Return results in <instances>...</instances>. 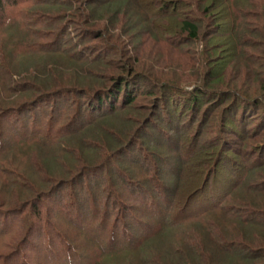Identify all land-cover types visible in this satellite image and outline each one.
I'll return each mask as SVG.
<instances>
[{"label": "trees", "instance_id": "16d2710c", "mask_svg": "<svg viewBox=\"0 0 264 264\" xmlns=\"http://www.w3.org/2000/svg\"><path fill=\"white\" fill-rule=\"evenodd\" d=\"M85 1L89 8L87 18H83L86 24L74 23L75 17L70 14L79 10L80 15L81 3ZM208 1L210 0H0V224L4 222H1V219L15 218L13 222L6 224L5 229L0 230V236L9 233V236L0 239V247L2 246L4 251L0 249V264H119L113 260L116 255L126 256L124 261L127 264H141L138 260L141 256L147 261L160 259L156 254L150 253L154 245L166 252L175 249V262L170 257L172 252L163 258L167 262H174L173 264H187L190 259L194 263L195 258L205 255L208 245L217 250H223L222 246L228 245L232 257L220 255V258L216 257L212 263L209 261L207 264L256 263L249 255L253 250L246 251L245 247L241 249L240 246L238 248L234 241L233 245L230 244L231 237L226 239L225 236L223 239V235L228 234L225 229L233 233L236 226H241L242 222L257 227L258 231L264 227L254 221L258 219L264 222V219L242 218L241 213L245 215L248 211L240 212V215L238 210L235 212L233 209L234 205L236 208L237 202L242 203L244 199L236 190L241 187L251 188L248 175H251L252 171L257 172L255 164L245 167L247 176L222 199L214 202L215 199L212 201L207 198L205 207L201 206L199 210L189 211V203L179 199L178 195L181 180H184L183 175L192 161L213 159L208 160L211 171L219 166L221 159L226 160L232 156L244 158L240 151L235 150L229 143L230 134L225 130V118L222 120L225 140L222 141L221 138L214 140V144H203L192 136V145L186 149L184 139L171 136L182 121L174 123L173 126L167 116L169 125L165 122L167 126L163 131L168 141L163 140L160 134L159 138L163 143L172 144L173 148H177L180 155L179 159L175 157L172 160H161L157 162V166L159 168L170 165L167 174L172 177L171 186L166 179L160 180L156 172L150 181L134 177L127 179L123 174L115 172V163L112 164V161H115L116 165H119L122 161L120 158L129 155L140 140L147 145L143 139L144 130L147 129L151 134V130H157V127L149 120V114L146 117L144 114L142 119H136L128 132H125V129L121 131L116 127L117 121L113 120L111 114L120 115L123 108V113L126 108H136L141 98L146 101L152 99L156 103L162 92L165 93L163 95L167 101L190 98L186 109L193 113L197 104L211 95L234 97L237 101L236 107L249 102L247 104L251 108L250 113L245 112L246 118L244 116V119L242 117L239 120L238 124L243 130L248 128L258 115L261 122L257 126L264 123V77L256 80L263 87L257 86L258 90L253 93L256 97L252 98L250 92L246 93L241 89L239 91L238 88H234V91L212 90V80H207L212 72L208 68L203 79L201 74L194 75L191 77L193 82L181 84L169 78L165 72L168 71L167 68L159 67L160 64L152 62L149 68L142 67L138 62L141 58L137 54L135 58L128 56L121 64L122 67L113 71L118 74H106L109 68L103 63L107 51L113 50L114 42L120 43L117 48L123 49L122 58L128 52L126 46L129 48L131 41L138 46L137 38L140 36L143 43L157 44L164 39L165 44L171 46L170 50L181 48L176 42H171V38H167L170 36L167 34V28L159 30L152 22L144 21L153 19L149 12L151 10L154 15L168 16L169 19L170 13H178L181 17H171L178 22V32L173 35L176 37L175 41L180 44L187 41L195 46L201 43L200 53L206 55L203 62L206 65V62L211 61L210 55L214 53V49L207 45L210 41L208 37L211 36L208 33L220 29L216 24L222 22L227 14L224 2H229L230 9L234 11L230 36L231 41L239 43L240 49L236 47L239 50L236 60L247 66L244 75L250 74L255 64L264 63V0H223L222 3L211 0L210 4ZM219 8L223 15L221 12L216 16L210 15L212 10ZM121 19L125 21L126 41H122L121 37L115 34L116 29L109 27L108 32L100 28L94 30V27L104 20L115 28ZM260 21L263 23L262 27ZM71 24L74 28L70 27ZM87 28L92 29L89 32ZM165 35L168 36L164 38ZM75 39L78 42H74ZM231 41L229 43H232ZM91 42L95 44L92 45ZM136 49L138 47L134 46L135 53ZM255 49L258 54H253L257 57L248 54V50L252 53ZM231 50L234 51L233 48ZM225 62L226 59L224 64ZM261 65L263 70L264 65ZM99 69H103L101 72L106 69L105 74L100 76ZM169 69L171 73L174 68L170 66ZM174 72H177V69ZM182 76L187 77L186 72H183ZM140 79H145L150 85L149 89H152L142 88ZM200 79L204 84L202 88L193 84ZM55 80L60 82L58 86L54 85ZM215 85L216 83L213 88ZM119 98L123 99L120 104ZM82 99L86 103L81 104ZM51 111L52 118L45 125L43 121ZM237 113L235 108L233 114ZM38 120L39 123L34 124V121ZM233 122L237 123L236 120ZM100 123L110 134L103 135L104 131L99 128ZM32 124L35 125L34 128ZM196 126L202 141V138L213 134L208 133L203 126ZM159 131L162 132L161 129ZM190 132L191 130L185 132V136ZM90 133L96 134L95 138L90 136L93 142L86 145L85 139L81 140L78 149L87 154L88 145L95 148L98 142L97 133L102 134L106 145H97L101 151L95 148L101 155L97 163L89 161L83 164L84 167L65 166V169L56 172V166L48 165L54 160L55 156H52L47 157L43 166L41 165V154L51 152L57 141L64 138V142H71V138H82ZM231 135L240 137L236 132ZM114 136L120 141H113ZM162 147L161 143L154 146L155 149ZM243 149L246 150L245 147ZM254 154L252 150L247 156L250 159ZM263 154L264 148L261 149L260 157H263ZM84 157L87 161L90 160L89 155L84 154ZM261 163L264 165V160ZM112 170V176L123 179L131 190L134 189L132 192L136 197L146 199L140 202L150 211L137 213L139 203L127 204L119 194L108 191L107 185L101 183L100 176L106 172L110 174ZM261 171L264 173V167ZM200 185L202 192L205 188H210V184L206 182ZM139 191L146 193L144 197L138 195ZM138 198L132 200L139 201ZM250 203L245 205L246 210H261L254 203ZM100 213L102 218L99 217ZM216 213L221 218H215ZM67 216L70 218H66ZM16 221L21 224H16ZM139 226L143 232L139 231ZM108 227L109 231H106ZM114 230L122 236L118 242L108 240L113 237ZM218 237L223 240L218 241ZM39 247L44 248V252L39 250ZM256 250V255H264L263 248ZM144 260L141 261L144 263Z\"/></svg>", "mask_w": 264, "mask_h": 264}, {"label": "rangeland", "instance_id": "374dc122", "mask_svg": "<svg viewBox=\"0 0 264 264\" xmlns=\"http://www.w3.org/2000/svg\"><path fill=\"white\" fill-rule=\"evenodd\" d=\"M222 1L223 0L221 1L218 0L219 3H222ZM86 3L87 1L81 3V7H80V15H82L81 18L79 17L80 15L78 13L79 10L72 11L73 13L70 14V16L75 17V20L73 21L74 23L76 22L77 24H82L81 22H85L86 24V21H84L83 19V18H87V15H88L87 12L89 10L88 5H86ZM208 3L210 4L211 0L208 1ZM224 7H225L224 9L226 10L227 14L224 16V19L222 20V22L220 21L219 23L216 24L217 28H220V29L211 30L210 33H208V35L211 34V36L208 37L210 38V41L207 42V45L209 48H212V50L214 49L213 51L214 53L210 55L212 56L211 61H209L208 59L207 61H209V63L206 62V65H204L203 63L205 61L204 58L206 59V55L200 53L202 50L200 47L201 43L195 46L193 45V43H188L187 41H185L182 44H180L179 41H175L176 37L173 35L175 34L174 32L176 31L178 32V22L171 17H181V16L178 15V13H170L171 15L170 19L172 20L171 21L168 16L162 17V16L154 15L153 13L154 11L151 10L149 12L152 14L151 16H153V19L151 21L150 19L149 20L144 19V21L152 22L154 26L157 27L159 30L162 28L164 29L167 28V34L170 36L167 37L168 35H165L164 38L166 37L168 39L171 38L170 41L176 42L179 46H181V48L178 50L176 49L170 50L171 46L166 45L164 39L160 40L159 41L160 43H157V44L155 43L152 44L150 42L143 43L141 40L142 38H140L141 37L140 36L137 38L138 46L134 45L131 41L129 44L130 47L128 48L126 46V50H128V52L122 58L123 49L117 48L120 43L114 42L113 50L110 52L107 51L106 59H104L105 61L103 65L106 64L108 65V68H109L108 69L109 71H107L108 73L106 74H118V72H113V71H115L116 68L122 67L121 64H123V62L128 58V56L135 58L137 54L138 57L141 58V60H139L138 62L141 63L142 67L149 68L154 63L160 64L159 67H162L163 69L165 67L167 68L168 71H165V72L167 73L169 78H172L174 81L180 82L181 84L193 82L192 81L193 79L191 77H193L194 75L197 76L201 74L202 79H203L205 77V74L207 73V70L209 69V71L212 72V75L207 77V80L208 82L212 80L211 82L213 83V86L216 83L215 85L216 87L213 88V86H211L212 90L217 91L221 89H228L230 91H234L235 90L234 88H238L239 91L241 89L243 92H246V93L250 92L251 93L250 97L255 98L256 96L253 95V93L254 91L258 90L257 86H260L256 82V80H258L259 77H264V71H263L264 69L263 70L261 69L260 67L261 63L255 64L253 66L252 72L250 74L246 73V76L244 75V73L247 70V66L245 67V65H243V63L240 60H239L240 63H238V60H236V58H238L236 54L238 53L237 51H239L236 49V47L240 49L239 43H235L234 40L231 41V36H230L232 33L231 22L234 19V11L230 9L229 2L228 4L227 2H224ZM74 9H76V6ZM219 12H221L220 8L218 10H214V11L212 10L210 15L216 16V14H218ZM76 14H78L79 16H77ZM262 22L264 23V18ZM262 22L260 21L261 27L263 24ZM169 23H170V26H168ZM124 26H125V21H123V19H121V22L118 25H116L115 28H112V25L107 23L104 20L102 22H99L97 24V27H94V30L100 28V29H105L107 30L106 32H108L109 27L110 29H113V30L116 29L115 34L121 37L122 41H126L127 40V38L125 37L126 34H124V30L126 29L124 28ZM70 27L74 28L73 24H71ZM78 28L80 29V27ZM91 29L92 28H87L89 32ZM250 29L253 30L252 27H250ZM259 31L261 30L259 29ZM213 33H215V35ZM230 41L232 43H229ZM74 42H78V41L75 39ZM93 42H91L92 45L95 44L96 42L99 43V41H95V43ZM134 46L138 47V49H136V53L134 50ZM231 48H233L234 51H232ZM254 52L258 54L256 49L252 50V53H251V50L250 51L248 50V54H253ZM256 54H253V55L257 57ZM225 59H226V62L224 64ZM262 65H264V63ZM170 66H172V69L174 68L171 73L169 69ZM176 69H177V72H174ZM101 70L103 69H99L100 72ZM105 71L106 69H104V72ZM104 72L102 71L100 76H102V73ZM183 72L184 73L186 72L187 77L182 76ZM139 82L142 84L141 85L142 88L146 87L148 90L152 89V88L149 89L150 85L147 83V81H145V79H140ZM53 83L54 85L56 84L55 86H58L60 82H57V80H55L53 81ZM210 83L208 85H210ZM193 84L200 86L199 88H202L204 86L201 79L197 82H194ZM261 87L263 86L261 85L260 88ZM129 92H131V90H129ZM163 94L165 93L162 92V94L157 97L158 99L156 103L152 99H149L146 101L145 99L141 98L138 100L136 108L134 109L126 108L125 113H123V110H124L123 108L122 111H120L122 112L120 113V115L111 114V117H113V120L117 121L116 127L118 126L117 128H119L121 131L125 129L126 130L125 132H128L131 129V127L134 125L136 119L138 117L142 119V116L144 114H145L144 117L148 116L149 114V120L155 127H157V130L155 128L154 129L152 128L153 130H151L152 131L151 134L147 132V129L144 130L145 137L143 139L145 142H147V145L144 142H142L143 140H140L137 147L134 148L129 155L127 154L124 157L120 158L122 161L120 162L119 165H116V162L112 161V164L115 163L113 165L114 171L118 172L119 174H123L125 178L127 179L134 177V178H137L138 180L142 178L148 181L151 180V176H153L154 173L156 172L160 180H162L163 178L166 179L168 184L171 186L172 177H170V175L167 174L170 165L168 164L163 167H159L160 169L157 166V162H161V160H165V159L172 160L175 157H178L179 159V155H180L179 154L180 151L177 148H173L172 144L163 143L162 140L159 138V134H160V136L163 137V140H167L164 137V131H163L165 130L167 126L165 125L167 123V116L170 118L169 123H171L172 125L176 122H179L180 120L182 121L179 127L177 128V130L175 131V133H173L171 136L172 137L174 136V138L184 139L183 141H184V144L186 143L185 144L186 149L191 147L193 137H196V139L200 140L199 142L203 144L206 142L214 144L215 143L214 140L216 141L221 138H222L221 139L222 141L225 140L224 127L222 123L223 118H225L224 124H227V125H224L225 130L229 132L230 134L229 143L232 145V147H235V150H239L240 153L244 156V158H240L239 156H236V157L232 156V157H228V159L226 158V160L221 159L219 161V166L215 169L213 168L211 171L209 169L210 166L208 162H210L213 159L206 158V160L202 162L192 161L189 164V168L185 171V174L183 175L182 179L184 180H181L182 181L180 184L181 189L178 194L179 199L189 203L188 204L189 211L199 210L200 209L199 207L201 206L205 207V202L207 201V198L212 199V201L215 199L214 202L215 201L217 202L220 199H222L225 196V194L229 193V191L233 187L239 185V182L242 181L245 176H247L245 174V171H246L245 167L251 164H255L257 172H255L256 171L255 170V171H252L253 173H251V175L250 174L248 175L249 180L251 181L250 183L251 188L241 187L236 190V193L239 194L244 199H242V203L237 202L236 208L234 205L233 209H235V212L238 210L237 213L239 214L240 212L248 211V213H245V215L244 213H241L243 214L242 218H259V219L262 218L264 219V173L263 171L260 172V170L264 167V165H262L261 163V161L264 160V154H263V157L262 156L260 157L261 149L264 148V125H263L264 123L261 124L260 126H257V124L261 122V118L258 115V118L255 117L256 119L254 118L252 124L245 130H243V127H241L238 124L240 122L239 120L242 117L244 119L246 111L247 113H250L251 108L248 107V104H247L249 102H247L246 104L242 103V105L236 107L237 101L234 97L229 98V97H224V96L219 97L218 95H211L210 97H206L203 100L201 99V97H199V99L202 101L197 104V106L195 107V112L193 113V111H187L186 109L188 103H190V98L184 97L182 99H179V101L177 99L176 100L172 99V101L170 100L167 101L168 99L167 100L164 99L165 95ZM106 96L108 97V95ZM122 101L123 99L121 100L119 98L118 104H120ZM83 102H84V99L81 100V104ZM235 108H237L238 110L237 115L233 114V110H235ZM10 114L12 115V113ZM52 115H53V112L51 111V113L48 114V117L46 116V120L43 121V123H46L45 125H47V122L51 120ZM121 116H124V117H121ZM234 120H236L237 123H234L233 122ZM35 122L39 123V120L34 121V124ZM15 123L17 122L15 121ZM169 123L167 124L169 125ZM195 125L203 126V128L206 129L208 133L210 134L216 133V135L212 134L210 135V137L208 136L207 138H202L203 139L202 141L200 139V135L198 132L199 129L197 126L195 127ZM18 127L22 129L21 126L18 125ZM34 127L35 125L32 124V128ZM99 128L104 131L103 135H106L108 133V131H105L103 124L100 123ZM143 128L145 129L146 127H143ZM160 129L162 132L159 131ZM190 130L191 132L189 133V135L185 136V132L187 131L189 132ZM233 132L239 133L240 137L232 136L231 134H233ZM112 134L113 133H111V135ZM153 134L154 136H152ZM101 135L102 134L97 133L98 142L96 143L97 145H100L102 143V145L104 146V144L106 145V143H104ZM90 136L95 138L96 134L90 133L88 134V136L87 135H84V137L82 136V138H76V139L71 138L72 139L71 142H67V140L64 142L63 141L64 138L60 141H57V145L54 146L51 152L49 153L43 152L41 154V158L39 160L41 162V165L45 163V159L47 157H52V156H55L54 160L50 161L48 165H51V167L56 166L57 167L55 168L56 172L62 170L65 166L71 168V167H75L78 165H82V167H84L83 164L89 163V161L92 163H97L100 160L99 158L101 156L99 154L100 152L97 153V149L101 151V149L97 147V145L95 147L97 149L93 148L92 145L91 146L88 145L89 151L87 154L86 152H81L80 149H78L79 141L81 140L85 139V143L87 142L86 145L93 142ZM112 139L113 141H116V142L120 141L117 136H114ZM238 139H240V141ZM160 143L163 145V147L161 149H155L154 146ZM244 147L246 148V150L243 149ZM64 148L66 150H63ZM252 150L255 154L249 159L247 154L252 152ZM84 154L89 155L90 160L87 161L84 157ZM129 158L131 159L133 158V160L130 159L129 161H127V159ZM209 159L210 161H208ZM231 171L234 173L232 174L229 173ZM111 172L113 173V170L110 171V174L106 172L105 174L100 176L101 183H103V185L104 184L107 185V188H109L108 191L110 190L112 193L119 194L120 197L123 199V201L127 204L132 205L134 203H139L137 207V211H136L137 213L142 214L144 211H148V210L150 211V209H148L145 205H143V203L140 202V201H146V199L143 200V199H139L138 196L136 197V195L132 192V190L134 191V189L132 188L131 190L130 189L131 187H129L128 184H126L123 179H118L116 177L114 178ZM203 182H206V184H210L209 185L210 188L207 190L205 188L204 192H202L203 189L200 185V184L203 185ZM156 191H158V189ZM139 193L140 194L138 195L142 197H144V195L146 194L144 191H139ZM133 198L134 199L138 198L139 201L132 200ZM250 202L254 203L256 206H258V209H261V210L260 211L257 209L246 210L245 205L249 204ZM91 216L92 215H90V217ZM99 217L102 218L101 213ZM114 217L115 216H113V218ZM66 218H70V216H67ZM215 218H221V216H219V214L216 213ZM14 219L15 218H12V220L11 218L1 219V222L2 221L4 222L0 224V230L2 231L3 229H5L6 224L13 222ZM254 221H257L256 223L262 224L264 226L263 221H260V220L258 221V219ZM15 223L21 224V222L19 221H16ZM241 224H242L241 226H238V225L236 226V229L234 230L233 233H231V230L227 231V229H225L228 234L223 235L222 233L223 239L225 236H226V239H229L228 237H231V239H229L230 244L233 245V241H234L235 242L234 245L237 246L238 248L240 246L241 249L245 247L246 251L253 250V253L249 255L250 257H252V259L256 260V263L254 264H258V263L264 264V255L263 254H261V256L256 255V252H258L256 249H262V248L264 249V227L261 231H258L257 227H252L253 225L252 226L247 225L244 222H242ZM135 227L137 228L136 225ZM139 228H141V226H139L138 229ZM105 230L109 231V227L106 228ZM139 231H142V230L139 229ZM7 236H9V233L3 234L2 236H0V239L5 238ZM112 236L113 237H109L108 239L110 242L111 241L118 242L119 239L122 238V236L118 235L117 232H115V230ZM217 239L218 241L223 240L221 237H218ZM222 247H224L223 250L222 248L220 250H217L213 248L212 245L210 246L208 245V250L205 252L204 256L195 258L196 260L194 263L192 259L186 262L187 264H207V262L209 261L211 262L216 257L220 258V255L222 256L227 255L229 258H231L232 253H231V250L228 249L229 248L228 245L222 246ZM247 248H252V249H247ZM160 249L161 247L154 245V247L150 251L151 254H156V256H158L160 259L154 258L155 261H153V259H151L152 261H147V260H144L143 257L141 256V259L139 258L138 260H140L141 264H173L176 260L175 249L173 248L169 249V251L167 252L161 251ZM39 250L43 251L44 248L42 249L41 247H39ZM1 251L4 252L3 249H1ZM170 252L173 253V255L170 254L171 255L170 257L173 258L174 262L170 260H168L167 262V260L163 259L164 257L167 256V253H170ZM126 259L127 258L126 256L124 257V255L113 256V260H115V263L118 262L119 264H127L126 261H124ZM130 259H133V258H130ZM181 259H182V262H184L183 256L181 257ZM141 260H144V263ZM133 263L137 264L138 262H133ZM45 264H48V263H45Z\"/></svg>", "mask_w": 264, "mask_h": 264}]
</instances>
